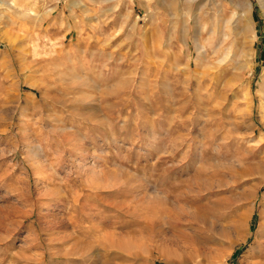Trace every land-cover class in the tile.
<instances>
[{
  "label": "rangeland",
  "instance_id": "374dc122",
  "mask_svg": "<svg viewBox=\"0 0 264 264\" xmlns=\"http://www.w3.org/2000/svg\"><path fill=\"white\" fill-rule=\"evenodd\" d=\"M258 165L264 0H0V264H264Z\"/></svg>",
  "mask_w": 264,
  "mask_h": 264
},
{
  "label": "bare ground",
  "instance_id": "6f19581e",
  "mask_svg": "<svg viewBox=\"0 0 264 264\" xmlns=\"http://www.w3.org/2000/svg\"><path fill=\"white\" fill-rule=\"evenodd\" d=\"M208 165H210V163H208ZM263 165H258V166H255V167H250V169H248V171H247V173H246V176L247 175H249V174H251V173H253V172H258V173H261L262 171H263V167H262ZM202 167H203V165H202ZM202 167H200L199 169H197L196 171H195V173H202V172H204V173H206L205 171L206 170H204V168H202ZM210 168V167H209ZM248 168V167H247ZM205 169H206V167H205ZM195 176V175H194ZM194 176L192 177V178H194ZM200 176V175H199ZM198 177V176H197ZM199 178V177H198ZM197 178H195V180H196ZM199 180V179H198ZM197 180V181H198ZM194 181V180H193ZM192 181V182H193ZM199 182V181H198ZM194 183V182H193ZM261 183V182H260ZM258 187V186H257ZM256 188V187H255ZM257 189V188H256ZM258 190V189H257ZM256 192V191H255ZM159 196V195H158Z\"/></svg>",
  "mask_w": 264,
  "mask_h": 264
}]
</instances>
